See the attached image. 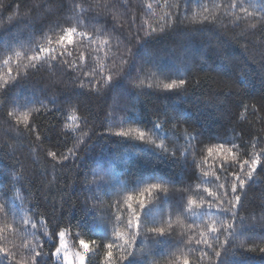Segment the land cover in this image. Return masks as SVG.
<instances>
[{
    "label": "trees",
    "instance_id": "trees-1",
    "mask_svg": "<svg viewBox=\"0 0 264 264\" xmlns=\"http://www.w3.org/2000/svg\"><path fill=\"white\" fill-rule=\"evenodd\" d=\"M262 152L264 0H0V264H33L36 245L61 264L62 230L85 264H216L203 239L230 241L226 264H264ZM226 162L246 181L235 219L204 191L227 206Z\"/></svg>",
    "mask_w": 264,
    "mask_h": 264
},
{
    "label": "snow or ice",
    "instance_id": "snow-or-ice-1",
    "mask_svg": "<svg viewBox=\"0 0 264 264\" xmlns=\"http://www.w3.org/2000/svg\"><path fill=\"white\" fill-rule=\"evenodd\" d=\"M233 7H239V5L233 4ZM64 31H65L66 35L60 37V42H63L65 40H67L69 43H71V38H72V36L74 34L77 33V29L75 27H69V28H66ZM152 31L155 32L156 29L153 28ZM79 35H81L83 37V36H85V33L81 32V33H79ZM52 51L53 50L50 49V48H41L40 49L41 53H51ZM29 59L35 61V60L40 59V57L33 56V57H29ZM81 59L83 60V57H81ZM109 79H111V77H109ZM185 83L186 82H185L184 79H180L178 83H177V81L173 80L171 83L164 84L163 88L165 90L185 89ZM157 127H159V125H157ZM116 135L117 136H121V137H127L128 133L121 131V132H117ZM143 137H144V133L140 132V133L137 134V136L135 138L136 139H143ZM193 139H195V138L193 137ZM48 155L54 157L56 154L53 153V152H49ZM260 155L264 156V152H262ZM64 159L66 160L67 157H64ZM258 163H259V158L252 159L251 161L244 160V161H242L240 163L241 170H243L245 167H247L249 169V171L247 172V178L248 179L252 178L253 173L256 171ZM232 167H233V165L232 164H228L227 162L222 165V170L226 174V176L235 177V179L237 181L236 183H233L232 186H231L232 199H230L227 202V206H225L224 202L220 201L218 191L217 192H212V191H209V189H207V188H205L204 191L207 192L208 196L212 198V200L208 203V207L210 209L215 208V209L223 212L226 215L231 214L232 218L235 219L236 216L238 215L236 209L238 208V205L241 202V197L239 195H236V193L238 191V186H239L240 189L244 188L246 181H245V178L242 175L231 171ZM205 175H207V173H205ZM157 187H158V185H151L150 186V188H157ZM220 188H223V189L226 190L227 189V181L224 184H219L218 185V189H220ZM131 199H132V197H128V200H131ZM138 203H139V207L141 209H144V207H145L144 200L140 199L138 201ZM188 203H189V205L193 204V202L191 200H189ZM195 207L196 208H200L201 205L200 204H196ZM129 208L130 209L132 208L131 204H129ZM139 221H140V214L137 213L135 210H132L131 217L128 220V225H127L128 228L131 229L134 225L138 227L139 226ZM27 223H28V221H25V224H27ZM32 226H33V228L36 227L35 224H33ZM208 231L210 233H216L215 240L218 241L220 239L221 233H218L217 229L214 226H209L208 227ZM149 232L157 234V235H160V236H164L165 235V232H164V230L162 228H152V229L149 230ZM223 232H226L228 237L234 239L235 238L234 224H231V223L226 224V226L223 229ZM45 235H47V234H45ZM119 235H120V233H117V236H119ZM59 237L61 238V247H63V237H64V232L63 231H61L59 233ZM79 243H80V247L83 249V252L82 253H78L76 255L75 262H74L73 260L69 259V254H68L67 251H65L64 252V264H85V254H87L88 251H89V245L83 240H81ZM229 243H230L229 240H225L224 243L219 244L217 246V244H215V243H210L208 239H203V240H197L196 241L197 245L203 244L205 246V250L203 252V256H210V255L214 254V256L217 258L216 264H226V261L223 258L235 255V252H233L227 246ZM39 247H40V245H36V247L28 249L30 253H34V262H33V264H41V259L40 258L42 256L46 255V253H44L42 250H40V251L36 250V248H39ZM61 247H57L55 249V251L51 253V256L52 257H57L60 254V252H61ZM106 247L111 249L113 247V244L110 243ZM129 247H131L130 244H129ZM197 250H199V249H197ZM245 251L255 252V251H257V249L248 248V249H245ZM258 251H259L260 254H264V247H260L258 249ZM0 253H5V255L8 256L9 260L12 259V254L7 253L5 249L0 248ZM131 254H132L131 251L127 252V254L123 257V259L126 260L128 258V256L131 255ZM112 255H113V253L111 251H108L106 253V256L109 257V258H111ZM203 256H202V258H203ZM45 264H48V262L46 261ZM184 264H188V261L185 260Z\"/></svg>",
    "mask_w": 264,
    "mask_h": 264
},
{
    "label": "rangeland",
    "instance_id": "rangeland-1",
    "mask_svg": "<svg viewBox=\"0 0 264 264\" xmlns=\"http://www.w3.org/2000/svg\"><path fill=\"white\" fill-rule=\"evenodd\" d=\"M64 232L63 237V247H61V238L58 234V239L55 245V249L57 247H61L60 254L56 257L58 260H60L61 264H64V252L67 251L69 254V259L73 260L75 262V257L78 253H82L83 249L80 247V243L78 247L73 246L70 239L68 238L67 232L65 230H62ZM54 249V251H55Z\"/></svg>",
    "mask_w": 264,
    "mask_h": 264
}]
</instances>
